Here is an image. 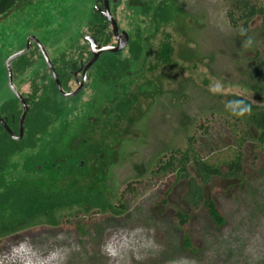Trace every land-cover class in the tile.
<instances>
[{"label":"rangeland","instance_id":"374dc122","mask_svg":"<svg viewBox=\"0 0 264 264\" xmlns=\"http://www.w3.org/2000/svg\"><path fill=\"white\" fill-rule=\"evenodd\" d=\"M120 1L112 6L120 29L133 41L140 31L152 51L138 73L128 72L122 89L128 111L120 115L109 94L99 86L92 89L96 71L76 97L54 96L46 62L32 46L26 55L31 66L19 71L14 64V85L22 97L55 98L62 112L33 148L11 159L3 181L25 187L23 179L44 180L60 188L71 179L82 193L97 186L107 206L55 208L11 228L12 216L1 212L0 240L21 238L0 251V264H264V146L249 121L264 112V83L253 66L256 58L264 60V19L249 24L253 43L244 48L240 28L227 16L235 0H169L171 21L155 30L136 9L141 2L164 0ZM250 1L264 8V0ZM100 5L98 0H22L0 17V117L4 105L15 100L7 84V59L35 37L58 75L64 63H85L84 38L92 35L93 12ZM109 44L117 42L112 37ZM127 56L126 51L120 58ZM61 83L67 93L78 88L72 78L66 86ZM232 99L243 100L250 111L230 115L224 104ZM247 131L241 148L245 185L214 177L203 186L205 200L214 201L226 220L221 230L209 224L203 210L185 204L186 182L172 187V177L152 175L174 152L189 149L225 172ZM81 154L87 175H51L56 161L68 163ZM188 170L200 182L192 164ZM125 203L129 212L121 208ZM175 211L195 218L183 229L172 216ZM183 237L190 238L195 253L182 250Z\"/></svg>","mask_w":264,"mask_h":264},{"label":"trees","instance_id":"16d2710c","mask_svg":"<svg viewBox=\"0 0 264 264\" xmlns=\"http://www.w3.org/2000/svg\"><path fill=\"white\" fill-rule=\"evenodd\" d=\"M21 1L22 0H0V17L7 14ZM98 2H100L101 5L100 7H96L94 9V21L90 25V31L99 43L108 45L113 37L112 28L110 23L101 15L100 12V10H103V0H98ZM120 3L121 1L117 4L113 3L112 0L111 7L113 6V8L116 9ZM170 5L171 3L169 0H164L157 5L154 3L152 4L151 2H141V6L136 10L138 15H142L148 20L149 27L152 30H155L161 24L171 21L172 17ZM113 15L115 17L114 13ZM227 16L234 28L239 29L243 26L246 30V35L242 38L247 39L250 37L249 34L251 33L249 31V24H251V22L258 16L264 19V8L252 4L250 0H235L234 7L228 11ZM109 26L111 28V34L107 33ZM139 32L137 33V41H133L132 37L128 34V44L120 53H104L102 57L99 58V60H97V62L91 67L87 75L88 82V80L91 79V73L93 71L98 73L99 79L93 81L92 89L95 90L96 87L99 86L102 94H109L110 98L108 102L111 100L116 104L117 112L120 113V115H125L128 111V108L126 107L127 105H125L126 102L124 97L126 93L122 90L123 86L126 85L127 78L129 77L127 76L128 72L133 71L138 73V70H141V67L146 63L148 56H151L152 54L147 38L143 39ZM126 51L128 52V56L121 59L120 57ZM26 55L14 61L12 63V68L14 67V64H16L18 68L21 67L19 71H25L28 67H30L31 63H27ZM41 58H43L42 55ZM79 66L80 63L78 62H74L73 64L64 63L62 65V70L60 69L58 76L60 81L63 82L65 86L71 78L70 71L79 69ZM253 66L256 77L264 83V60L256 58ZM12 70H14V68ZM13 74L15 73L13 72ZM52 82L54 89L53 95L56 97L58 96L59 98H66L59 93L54 79ZM100 93V91H96L95 95L100 96ZM29 104V113L25 120L26 133L23 140L13 141L8 133L0 127V214L3 212L9 213L12 216L9 220V223L11 224L9 225V228L13 227L14 223L17 225H23L27 222L29 223L31 220L35 219L34 216L39 215L40 213L43 214L46 211L52 212L55 208L70 209L75 206V208L78 209H85V207L89 209L92 207H106L107 201L103 194L104 192L95 190L97 186L95 189H88L86 193H82L80 188L72 183L73 181H71V179L66 185L67 187L64 186L65 188L61 186L59 188L53 185V182L48 185L44 182V180L33 182L27 181L28 179L22 180L23 183L27 185L25 187L16 185L5 186L3 182L4 175L10 168L11 159L15 155L21 154L29 148H33L35 143L42 136L47 134L53 118L58 117L62 112L61 105L51 96L41 95L39 98H35V95H32ZM2 110L3 112H9L7 125L12 128L13 123L11 116H14L15 120L18 121V115L20 114L17 108L16 100L6 103ZM249 121L259 132L258 141L264 146V112H258L252 115ZM249 133L250 132L247 131V133H244L242 136L244 138L241 137L239 139L240 150L238 148V152L234 154L231 160L225 163L227 167L225 172L222 171L221 165L212 164L208 159H203L199 156L193 149H189L185 153L174 152V154L161 164V166H159V168H157L152 175L154 178L167 176L172 177L174 180V185H172V187L179 182H186L187 192L183 197L185 204L191 208L203 210L206 213L209 224L214 229L221 230L226 225V220L223 217L220 208L214 201L205 200L203 186L207 185L214 177L223 178L225 180H242L243 185H245L246 178L244 176V154L242 153L241 148L244 144L245 136H250ZM83 159L84 155L81 154V156L72 159L68 163H65V161H56V164L53 165L51 170V175L54 177L67 176L69 178H73L79 174L87 175L88 173L86 172V166ZM190 164H192L195 168L200 182L197 178L192 177L190 171L188 170V166ZM45 186H47V188H44ZM98 187L100 188V186ZM172 187H170L164 195L172 190ZM128 190L135 194L136 188L133 189L130 186ZM160 203H165V200L163 199ZM121 208L123 209V212H129L127 203L122 204ZM19 216H23V220L19 221V219H15ZM172 216L183 229L188 227V225H190L192 220L195 218L191 215L182 214L179 211H175ZM3 218L4 216L1 218V222L4 220ZM20 238L21 236L15 235L8 239L0 240V251L7 248L11 244L17 243ZM181 248L183 251H191L192 253L196 252L194 247H192L190 238L188 237H183L181 239Z\"/></svg>","mask_w":264,"mask_h":264},{"label":"water","instance_id":"95a60500","mask_svg":"<svg viewBox=\"0 0 264 264\" xmlns=\"http://www.w3.org/2000/svg\"><path fill=\"white\" fill-rule=\"evenodd\" d=\"M119 1L120 0H113V3L117 4ZM100 12H101V15L104 18H106L107 21L110 23L111 28H112V34H113V37L115 38L117 44H116V46L100 47L94 38L86 37L84 39V41L88 42L91 46L93 58L91 59V61L88 64H86L82 68V79L78 84V88L73 93H67L62 89L61 82L59 80V77H58L56 71L54 70V67H53L51 60L49 59V57L46 53V49L40 43V41L37 38L29 37L26 41L25 48L7 59V61L5 63V67L7 70V80H8L9 89L14 94V96L21 102V104L23 106V113L21 115L20 122H19L20 134H19L18 138H14L11 130L7 127L6 123L2 119H0V124H2L5 127L6 131L13 137V139L15 141H20L23 138V133H24L23 132V125H24V122H25V119H26V116L28 113V106L26 104V101L19 94L16 86L14 85L12 63L14 61H16L17 59H19L20 57L26 55L30 51L32 44H35L37 46L38 50L40 51L41 55L43 56L45 62H46L48 70L51 73V75H52V77H53V79L57 85L59 93L63 97H67V98L76 97L85 88L86 83H87V73L91 69V67L97 62L99 57L104 53H113V54L120 53L121 51H123L126 48L128 41H129V35L126 32H122V33L120 32L117 21L115 20V18L112 15L109 0H103V10H100Z\"/></svg>","mask_w":264,"mask_h":264},{"label":"flooded vegetation","instance_id":"af4514ba","mask_svg":"<svg viewBox=\"0 0 264 264\" xmlns=\"http://www.w3.org/2000/svg\"><path fill=\"white\" fill-rule=\"evenodd\" d=\"M110 1V9H111V12H112V7H111V5H112V0H109ZM98 9H100V8H98ZM112 15H113V13H112ZM113 17H114V15H113ZM115 18V20L117 21V19H116V17H114ZM117 24H118V22H117ZM111 26V25H110ZM109 26V27H110ZM118 27H119V25H118ZM119 29H120V27H119ZM120 32L122 33V32H124L123 30H121L120 29ZM128 34V33H127ZM88 37H92V38H94V36L93 35H91V36H88ZM86 38V37H85ZM84 38V39H85ZM114 38V37H113ZM95 39V38H94ZM115 39V38H114ZM96 40V39H95ZM116 41V40H115ZM96 42H97V44L100 46V47H106V46H116V44H113V45H110V44H108V45H104V44H102V43H99L97 40H96ZM84 43H87L88 44V48H87V53H89V57H88V60L84 63V62H80V66H79V69H77V70H75V71H70V77L75 81V83H77V84H79V82L81 81V79H82V68L86 65V64H88L90 61H91V59L93 58V55H92V51H91V46H90V44L88 43V42H85L84 41ZM33 46L35 45V44H32ZM35 47H36V45H35ZM103 55V54H102ZM102 55L99 57V58H101L102 57ZM99 60V59H98ZM54 67V66H53ZM48 69V68H47ZM54 70H55V68H54ZM90 71V70H89ZM89 71H88V73H89ZM50 73V72H49ZM88 73H87V75H88ZM58 75V74H57ZM50 76H52L51 75V73H50ZM53 78V77H52ZM87 84V83H86ZM9 87V86H8ZM12 93V92H11ZM12 95L14 96V94L12 93ZM15 97V96H14ZM24 98V100L26 101V104H27V106H28V113H29V108H30V101H31V99H29V98H26V97H23ZM14 100V99H13ZM15 100H16V102H17V105L18 106H21V108H22V110H21V115H22V113H23V106H22V104H21V102L15 97ZM9 102V101H8ZM2 112V117H0V119H2L5 123H6V125H7V122H8V115H9V112L7 113V111H4L3 112V110L1 111ZM28 113H27V116H28ZM21 115H20V117H18V121H16L15 120V118H14V116H11V118H12V123H13V125H12V128H10L9 127V125H7V127L11 130V132H12V134H13V136H14V138H18V136H19V134H20V126H19V122H20V118H21ZM27 116H26V118H27ZM26 120V119H25ZM0 127H2V129H4V131L6 132V133H8L7 131H6V129H5V127L2 125V124H0ZM23 138L21 139V140H23L24 138H25V133H26V129H25V122H24V125H23ZM8 135L10 136V138L13 140V141H15L14 139H13V137L8 133ZM20 140V141H21Z\"/></svg>","mask_w":264,"mask_h":264},{"label":"clouds","instance_id":"9594fccd","mask_svg":"<svg viewBox=\"0 0 264 264\" xmlns=\"http://www.w3.org/2000/svg\"><path fill=\"white\" fill-rule=\"evenodd\" d=\"M238 35L240 37H245L246 30L241 27L239 29ZM252 43H253V41H252L251 37H248L247 39L241 40L242 47H244V48L250 47L252 45ZM224 109L230 115L237 117V118L243 117L246 113H248L250 111L249 106L246 103H244L243 100H239V99H232V100L226 101L224 104Z\"/></svg>","mask_w":264,"mask_h":264}]
</instances>
